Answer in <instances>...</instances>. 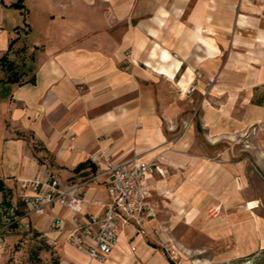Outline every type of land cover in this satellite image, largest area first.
<instances>
[{
  "label": "crops",
  "instance_id": "obj_1",
  "mask_svg": "<svg viewBox=\"0 0 264 264\" xmlns=\"http://www.w3.org/2000/svg\"><path fill=\"white\" fill-rule=\"evenodd\" d=\"M15 1L0 0V58L25 80L0 65V212H21L22 182L48 167L74 183L105 168L94 152L138 156L155 161L157 206L120 227L106 259L64 245L65 206L36 214L43 226L25 219L62 246L61 264H173L172 247L177 264H214L264 245L249 177L264 170V0H35L24 26ZM108 179L83 184L85 214Z\"/></svg>",
  "mask_w": 264,
  "mask_h": 264
},
{
  "label": "built area",
  "instance_id": "obj_2",
  "mask_svg": "<svg viewBox=\"0 0 264 264\" xmlns=\"http://www.w3.org/2000/svg\"><path fill=\"white\" fill-rule=\"evenodd\" d=\"M92 161L103 160L105 168L102 172L91 174L78 182L69 183L59 172L48 167L44 178L24 180L19 197L24 209L9 217L0 224V245L7 240L11 229H23L25 219L32 214H43L55 210L57 204L72 211V224L68 228L64 245L74 252L86 256L87 260H104L113 250L121 226L139 227L144 220L155 212L156 205L150 196L147 176L155 168V161H143L133 156L120 162H114L111 156L94 152ZM108 174L107 201L96 199L101 210L84 213L83 184L100 175ZM64 216H54L51 226L56 229L65 227ZM55 243V239H49ZM171 257L177 256L172 247Z\"/></svg>",
  "mask_w": 264,
  "mask_h": 264
},
{
  "label": "rangeland",
  "instance_id": "obj_3",
  "mask_svg": "<svg viewBox=\"0 0 264 264\" xmlns=\"http://www.w3.org/2000/svg\"><path fill=\"white\" fill-rule=\"evenodd\" d=\"M34 2L35 0H23L24 6L22 7L23 17L21 18V25L24 26L26 23L30 22L33 10L37 7ZM48 2L49 0H45V7H48ZM53 6L56 8V3ZM226 145L231 146L232 144L226 142ZM239 145H243V148L246 146L245 142L235 144L236 147ZM249 177L254 185L256 197L258 198V206L253 209L252 214L259 222H264V170L254 169ZM17 202V197L13 198V205H17ZM155 205L157 206L156 203ZM215 210L218 209L215 207L212 210L211 208L210 214ZM11 216L13 215L9 213L6 208H3L2 212H0V224L7 221ZM30 219L33 222V226H43L45 222L43 217L35 213L30 216ZM34 229L36 228L26 225L23 229L13 228L10 230L6 242L3 244V248L0 249V254L4 256V264H56L54 261L55 256L58 257L57 264H61L60 256H62L61 252H63L62 246H59L58 243H49L53 249V251H51L50 247L46 245L44 232L42 231L43 235L34 236ZM165 251L168 257L172 258L168 250L165 249ZM207 253L209 252H205L206 255H209ZM189 262L192 264L191 260H189ZM214 264H264V245L240 255L223 258Z\"/></svg>",
  "mask_w": 264,
  "mask_h": 264
},
{
  "label": "trees",
  "instance_id": "obj_4",
  "mask_svg": "<svg viewBox=\"0 0 264 264\" xmlns=\"http://www.w3.org/2000/svg\"><path fill=\"white\" fill-rule=\"evenodd\" d=\"M14 5H16L17 7L22 8L24 6L23 0H17L13 3ZM0 65L7 71L9 78L16 80V81H24L25 79H22V73L19 71L18 68V63L15 61L14 58H11L7 53H5L1 58H0ZM34 76L30 77L28 80H34ZM83 166V164L79 165L78 168L76 170H79L81 167ZM2 182L0 181V189L2 188ZM43 235L42 231L38 230V229H34L33 231V235L34 236H38V235ZM45 242L46 245L50 247L51 251H53V249L51 248L52 246L49 244V239L45 236ZM55 263H58V257L55 256L54 258ZM170 261L173 264H177L175 262V260H173L172 258H170Z\"/></svg>",
  "mask_w": 264,
  "mask_h": 264
}]
</instances>
